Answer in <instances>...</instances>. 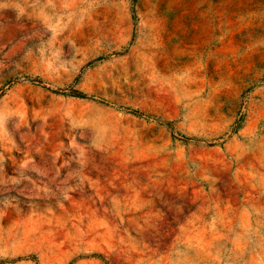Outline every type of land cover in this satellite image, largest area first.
Returning a JSON list of instances; mask_svg holds the SVG:
<instances>
[{"label": "rangeland", "instance_id": "374dc122", "mask_svg": "<svg viewBox=\"0 0 264 264\" xmlns=\"http://www.w3.org/2000/svg\"><path fill=\"white\" fill-rule=\"evenodd\" d=\"M0 264H264V0H0Z\"/></svg>", "mask_w": 264, "mask_h": 264}]
</instances>
